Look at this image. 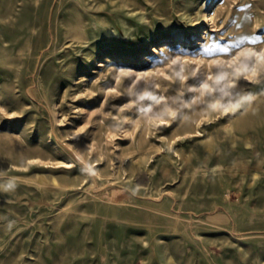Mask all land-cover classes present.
<instances>
[{
    "label": "rangeland",
    "instance_id": "rangeland-1",
    "mask_svg": "<svg viewBox=\"0 0 264 264\" xmlns=\"http://www.w3.org/2000/svg\"><path fill=\"white\" fill-rule=\"evenodd\" d=\"M0 264H264V0H0Z\"/></svg>",
    "mask_w": 264,
    "mask_h": 264
},
{
    "label": "bare ground",
    "instance_id": "bare-ground-1",
    "mask_svg": "<svg viewBox=\"0 0 264 264\" xmlns=\"http://www.w3.org/2000/svg\"><path fill=\"white\" fill-rule=\"evenodd\" d=\"M14 4V3H13ZM16 4V3H15ZM14 4V5H15ZM37 6V5H36ZM35 6V7H36ZM49 7V6H48ZM45 8V7H44ZM72 23H75L73 28H69L66 32L67 38L70 40L71 44H74L75 42H81L83 41L87 35V30L85 26L82 24V21L78 17H74L73 20H71ZM20 34V33H19ZM214 96V95H213ZM217 99V98H216ZM198 119L200 120V114H198Z\"/></svg>",
    "mask_w": 264,
    "mask_h": 264
}]
</instances>
